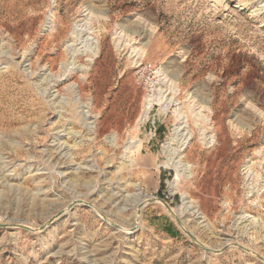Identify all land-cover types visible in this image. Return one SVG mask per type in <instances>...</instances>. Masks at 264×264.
I'll list each match as a JSON object with an SVG mask.
<instances>
[{
    "label": "rangeland",
    "instance_id": "obj_1",
    "mask_svg": "<svg viewBox=\"0 0 264 264\" xmlns=\"http://www.w3.org/2000/svg\"><path fill=\"white\" fill-rule=\"evenodd\" d=\"M0 264H264V0H0Z\"/></svg>",
    "mask_w": 264,
    "mask_h": 264
},
{
    "label": "bare ground",
    "instance_id": "obj_2",
    "mask_svg": "<svg viewBox=\"0 0 264 264\" xmlns=\"http://www.w3.org/2000/svg\"><path fill=\"white\" fill-rule=\"evenodd\" d=\"M143 116H145V118L147 117V112H144V115ZM186 143V141L185 142H183L182 143V145H186L185 144ZM182 147H184V146H182ZM181 147V148H182ZM176 157H177V160L175 161V162H177V165L175 164V167H177L178 168V174L180 173V172H182V171H187L188 169H189V164H187L185 161H183L181 158H182V155L180 154V153H178L177 155H176ZM147 199H151V198H147ZM145 200H146V198L144 197V198H142L139 202H136L135 204H134V212H135V215H136V218H138L139 217V211H140V208H141V205L142 204H144L145 203ZM158 202L159 200H155V202ZM91 206H93V205H90V207ZM125 208V207H124ZM124 208L122 207L121 209L122 210H124ZM65 209H67V207L65 208ZM65 209H62V210H60L59 212H63V211H65ZM166 209V208H165ZM172 215L175 213L174 211H173V209L171 208H168L167 209ZM166 210V211H167ZM97 212V215L100 217V218H102L106 223H108V224H114L112 221H111V219L109 218V217H107V215H105V214H103L101 211H99V210H97L96 211ZM171 215V216H172ZM57 216V214H55V215H53V216H51L50 217V219L52 220V219H55V217ZM172 218V217H171ZM181 225H182V227L184 228V230L185 231H188L187 230V228L185 227V225H183L182 223H181ZM123 227L122 226H118V227H116L115 229H122ZM130 229V227L129 228H126V231L127 230H129ZM230 242V241H229ZM217 250V249H216Z\"/></svg>",
    "mask_w": 264,
    "mask_h": 264
},
{
    "label": "built area",
    "instance_id": "obj_3",
    "mask_svg": "<svg viewBox=\"0 0 264 264\" xmlns=\"http://www.w3.org/2000/svg\"><path fill=\"white\" fill-rule=\"evenodd\" d=\"M143 65L144 66L138 68V70L135 72V78L137 82L142 79V71L148 70L149 72H153L154 70V66L150 63H144Z\"/></svg>",
    "mask_w": 264,
    "mask_h": 264
},
{
    "label": "water",
    "instance_id": "obj_4",
    "mask_svg": "<svg viewBox=\"0 0 264 264\" xmlns=\"http://www.w3.org/2000/svg\"><path fill=\"white\" fill-rule=\"evenodd\" d=\"M187 235H189L190 237H194V235H191L189 231H185ZM204 250H207V248H205L204 246H202Z\"/></svg>",
    "mask_w": 264,
    "mask_h": 264
},
{
    "label": "crops",
    "instance_id": "obj_5",
    "mask_svg": "<svg viewBox=\"0 0 264 264\" xmlns=\"http://www.w3.org/2000/svg\"><path fill=\"white\" fill-rule=\"evenodd\" d=\"M151 145H153L152 143L148 145V147H151Z\"/></svg>",
    "mask_w": 264,
    "mask_h": 264
}]
</instances>
